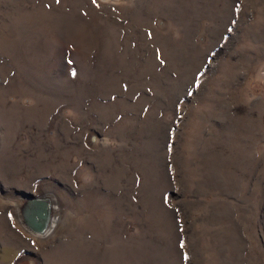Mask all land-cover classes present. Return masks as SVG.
I'll use <instances>...</instances> for the list:
<instances>
[{"label": "rangeland", "instance_id": "1", "mask_svg": "<svg viewBox=\"0 0 264 264\" xmlns=\"http://www.w3.org/2000/svg\"><path fill=\"white\" fill-rule=\"evenodd\" d=\"M0 264H264V0H0Z\"/></svg>", "mask_w": 264, "mask_h": 264}, {"label": "water", "instance_id": "2", "mask_svg": "<svg viewBox=\"0 0 264 264\" xmlns=\"http://www.w3.org/2000/svg\"><path fill=\"white\" fill-rule=\"evenodd\" d=\"M22 195L24 203L20 208V213L25 226L34 236H47L53 219L54 200L48 195L33 196L25 192Z\"/></svg>", "mask_w": 264, "mask_h": 264}, {"label": "bare ground", "instance_id": "3", "mask_svg": "<svg viewBox=\"0 0 264 264\" xmlns=\"http://www.w3.org/2000/svg\"><path fill=\"white\" fill-rule=\"evenodd\" d=\"M54 200V199H53ZM56 205H53V212L56 210ZM57 214V213H56ZM53 219H52V221H51V224H50V227H49V234L52 232V230H53V228H54V226H55V223L57 222V217L56 216H53L52 217ZM48 234V235H49ZM46 237V236H45Z\"/></svg>", "mask_w": 264, "mask_h": 264}, {"label": "snow or ice", "instance_id": "4", "mask_svg": "<svg viewBox=\"0 0 264 264\" xmlns=\"http://www.w3.org/2000/svg\"><path fill=\"white\" fill-rule=\"evenodd\" d=\"M57 2H59V0H57ZM181 247H183V244H181Z\"/></svg>", "mask_w": 264, "mask_h": 264}]
</instances>
